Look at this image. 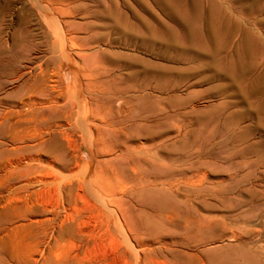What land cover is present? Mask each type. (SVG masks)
<instances>
[{
  "label": "rangeland",
  "instance_id": "1",
  "mask_svg": "<svg viewBox=\"0 0 264 264\" xmlns=\"http://www.w3.org/2000/svg\"><path fill=\"white\" fill-rule=\"evenodd\" d=\"M58 1L55 13L40 0H13L9 4L7 0H0V6L7 8V13L0 18L1 34L4 33L0 36L1 40L4 38L2 49H12L23 23L30 27L36 42L43 41L47 16L40 17V14L46 11L56 27L55 34L50 32L58 50L54 55L63 62L56 66L59 72L54 78L57 79L55 83L61 86L67 55L73 60L74 69L86 65L83 52H92L90 65L113 68L119 85L128 83L135 68L128 63L125 54L138 49L136 53L146 58L141 43L143 38L140 49L118 34L110 35L109 30L102 27L105 20L101 15L105 6L117 2L125 13H128L127 6L140 17L148 18L144 1ZM150 6L156 35L153 52L148 53V57L153 55L149 59L156 70L170 71L169 79L176 85L175 91L168 92L172 101H187L183 104V115L176 116L167 111L153 115L155 132H165L158 138L163 141L159 148L183 152L201 148L205 163L197 175L188 169L189 161L183 168L188 170L185 177L195 178L199 182L193 181L201 183L202 189L175 196V185L167 172L155 173L139 166L136 179L126 180L128 190H121L115 198L116 204L123 208L122 213L114 209L116 206L108 204V198L104 200L107 196L95 188L88 193L93 202L103 204V213H100L91 201L68 204L58 190L69 175L68 171L58 168L61 171L58 184L45 190H42V182L35 179L38 172L33 174L32 183L28 182L30 176L22 170L14 175V167L9 162L20 153L13 152L14 144L0 136V264H22L17 263V258L27 264H35L33 259L44 264L41 252L49 251L59 255L56 259L52 256L54 261L60 259L64 263L66 257L81 253V234L77 233L78 227L71 219L79 223L82 232L98 233L104 224L108 225L119 238V244L130 247L131 255L136 259L144 256L146 264H192L200 260L206 264H264V0H153ZM198 13L202 14V19L196 24ZM221 23L225 25L224 35L230 31L233 36L229 43V50L233 52L230 57L243 65L242 57L247 56L245 80L234 77L226 65L229 57L219 54ZM196 26L199 32H196ZM43 46L39 48L41 50L33 51L31 57L43 55L48 58L50 49ZM21 60L22 66L37 67L32 60ZM18 84L19 81L9 80L6 89H16ZM132 89L129 92L131 103L129 101L125 106L136 109L135 113L141 119L144 112L138 109L143 103L137 102L138 87ZM144 90L157 96L155 111L166 105L159 102L166 94L155 89L153 84ZM4 92L0 90V96ZM81 113L82 116L78 113L77 121L85 123L83 108ZM128 124L125 130L138 134L135 143L141 145L139 140L144 142L141 132L145 125L142 121L136 122V126L133 121ZM68 152L72 153V150ZM74 153L78 155L74 154L73 159L76 157L79 163L76 178L84 173L86 165L94 167L97 162H89L85 156L88 150L84 147ZM115 153L100 154L96 159L109 160ZM229 154L231 158L227 157ZM193 159L197 160V156ZM121 164V161H112L103 165V175L114 180ZM229 173L233 176L231 181L226 176ZM222 179L223 185L235 186V190L224 196L217 189ZM165 213L170 219L164 218ZM59 217L64 221L63 225H60ZM105 244L112 245L108 238Z\"/></svg>",
  "mask_w": 264,
  "mask_h": 264
},
{
  "label": "bare ground",
  "instance_id": "2",
  "mask_svg": "<svg viewBox=\"0 0 264 264\" xmlns=\"http://www.w3.org/2000/svg\"><path fill=\"white\" fill-rule=\"evenodd\" d=\"M11 1L13 0H7V3L9 4ZM137 1L140 2L141 0ZM143 1L145 4L144 12L148 18L140 17L134 9L127 6L125 7L128 13H125L118 6L117 2L105 6L101 15L105 20L102 27L105 30H109L110 35L118 34L128 43L134 46L138 45L140 49L142 43L144 45L143 51L147 53L146 58L136 53L139 52L138 49L126 53L127 55L124 53L128 58V63L135 68L129 75L131 82L129 81L125 85H119L116 82L118 76L114 74L113 68L105 69L90 65L92 52H83L82 50L81 52L83 53L81 55L86 65L79 64L80 66L74 69L73 60L67 55L65 63L67 67L65 69L62 68L61 86L55 83L57 79L55 80L54 78H56L59 72L56 66L62 60L59 56L54 55L56 41L51 40L50 32L52 34L56 30V27L51 20L50 13L46 11L40 14V17L44 14L47 16V20H45L47 23L44 22L46 24L43 27L45 28V39L43 41L36 42L34 40V33L25 23H21L20 36L16 40L14 39L15 43L11 50H3L2 40L4 38L0 39V90L3 89L5 91L0 96V136L8 138L14 144L12 147L13 152L20 153L9 162L14 167V175L17 171L22 170L26 175L30 176L28 182L32 183L33 174L38 172V178L35 177V179L42 182V190H45L54 184H58L57 180L61 172H59L58 168L62 169V171H68L69 175L65 177L58 187V190L64 194L68 204L73 203V201L86 203L91 201L100 213H103V204L93 202L89 198L90 194L88 195V193L95 188V190L107 196L104 200L108 198V204L116 206L114 209L117 208L122 213L123 208L121 205L116 204L115 198L118 192H122L121 190H128L126 187L128 181L126 180L131 181L134 177L136 179L139 173V166L146 170H153L155 173L167 172L173 180V185H175V196L180 194L188 195V192L202 189L201 183L196 184L193 181L195 178L192 180L185 177L188 170L183 168L186 165V161H189L190 166L188 169L195 171L194 175H197L200 166L205 163L202 159L201 148L185 152L159 148L163 144V141H158V138H162L165 132H155L153 115L162 111H167L176 116L183 115L185 114L183 104L187 103V101H172L173 98L170 97L171 95H168V92L175 91L176 85L172 82V79H169L170 71L156 70L152 64L153 62L149 59L153 55L148 57V53L153 52L152 46L156 30L152 24L154 16L150 6L153 0ZM40 2H45L46 6L53 12L56 11V5L59 3L58 0H40ZM5 7L0 6V18L4 16L5 12L7 13V8ZM201 19L202 14L198 13L195 23L197 24ZM221 25L219 41L222 47L219 50V54H222L223 57H229L226 65L232 75L245 80L248 74L247 56L244 54L242 57L244 60L243 65H240L230 57L233 52L229 50V43L233 36L230 31H228V35H224L225 25L224 23H221ZM62 28L65 30L64 27ZM195 30L199 32V27L196 26ZM1 32L0 27V36L4 34H1ZM5 40L7 41V38ZM63 43L65 45V42ZM75 44L77 45V43ZM43 45L48 46L50 49L48 50L50 56L48 58H43V55L31 57L32 52L38 50ZM58 53L62 52L59 51ZM21 59L32 60V62L37 63V67H30L29 64L22 66L19 64L22 62ZM17 63L18 65H16ZM217 70L220 69L218 68ZM9 80L19 81L16 89H6V84ZM152 84L155 89L166 94L161 99L159 98L160 103L164 102L166 104L164 107L159 108V111L154 110L157 96L152 92L144 90ZM135 86L138 87L137 92L139 91V93L137 95L133 94L136 95L137 102L141 101L143 103V106L138 109H143L144 112V115H141V119H139L138 114L136 115V109L133 110L131 107H126L129 101L132 100L129 92ZM167 103L171 105L169 106ZM125 104L127 105L125 106ZM82 108L85 111V123H81L82 120L78 123L77 118L80 116H78V113L82 116ZM171 114H168V116ZM97 120L99 121L98 123ZM127 121H133V125L136 122H143L145 130L141 134L144 136V142H148L149 145L143 146L144 142L140 140L141 145H137L138 142L137 144L135 143L138 134L125 130L130 125ZM75 135L78 136L77 139L74 138ZM83 147L88 150L85 156L89 159V162L90 160H96L97 163L94 167L89 165L83 166L85 167L84 173L74 178L79 169L76 157L73 159L74 151L81 150ZM45 148L51 149L47 150ZM69 149L72 150V153L68 152ZM37 151H40V153H36ZM105 153H115V156L109 160L96 159L98 155ZM77 155L75 154V156ZM196 156L197 160L193 159ZM231 156L229 154L227 157L231 158ZM112 161L122 162L120 172L113 178L114 180H110V177L109 179L105 177L102 171V166H106ZM201 175L203 177V174ZM226 176L228 181H231L233 178L230 173ZM202 177L200 178L202 179ZM223 182L224 179L217 184V189L223 196L225 193L235 190L234 185H223ZM183 185L184 187L182 188ZM98 197L100 196L98 195ZM164 218L170 219V215L165 213ZM59 220L60 225H63L64 221L60 217ZM71 221L78 227L77 233L81 234L80 241L82 244H79L83 247L82 254L77 252L70 257H66V261L63 263L60 259L55 261L52 259V256L55 259L59 258L58 254L50 251L41 252L44 264H146L147 261L144 256L141 259H136L131 255L132 249L130 247H124L119 244V238L113 233L114 231L111 232V228H108V225L104 224L103 229L98 233H89L82 232L79 223L75 219H71ZM106 238L112 244L110 247L105 244ZM16 261L17 263L27 264L26 261H21L18 258ZM33 261L35 264H38V261L35 259ZM192 264L206 263L200 260L199 263L192 262Z\"/></svg>",
  "mask_w": 264,
  "mask_h": 264
}]
</instances>
